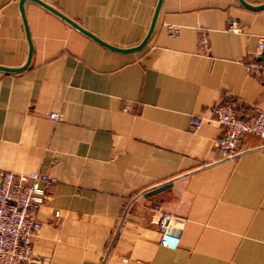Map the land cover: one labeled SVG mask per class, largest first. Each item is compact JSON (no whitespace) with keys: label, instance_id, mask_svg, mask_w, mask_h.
<instances>
[{"label":"crops","instance_id":"obj_1","mask_svg":"<svg viewBox=\"0 0 264 264\" xmlns=\"http://www.w3.org/2000/svg\"><path fill=\"white\" fill-rule=\"evenodd\" d=\"M43 1L120 48L141 40L156 2ZM17 2L0 0L7 67L27 53ZM22 11L31 52L23 69L0 70V170L52 180L30 238L35 260L19 264H264V138L245 133L221 157L210 112L224 99L239 115L264 105V79L244 69L264 61V7L160 0L145 42L122 51L33 0ZM161 212L178 235L173 248L158 243Z\"/></svg>","mask_w":264,"mask_h":264},{"label":"built area","instance_id":"obj_2","mask_svg":"<svg viewBox=\"0 0 264 264\" xmlns=\"http://www.w3.org/2000/svg\"><path fill=\"white\" fill-rule=\"evenodd\" d=\"M227 30L238 31V26L230 20ZM176 26H167V34L175 36ZM262 46V38L256 44V51ZM246 72L264 79V61L255 60L244 64ZM211 114L221 127L220 134L214 139V148L221 157L231 158L238 151L240 138L245 133H253L264 138V105L251 106L244 115L237 114L233 102L224 99L211 106ZM47 116L57 119L56 112ZM188 128L195 129L200 117L192 115L187 121ZM52 178L41 170L14 173L0 170V264H19L24 260H35L31 256V236L39 227L37 208L44 201L45 188ZM57 215V211L54 212ZM169 214L161 212L157 220L158 243L173 248L177 245L178 235L175 227L168 221Z\"/></svg>","mask_w":264,"mask_h":264},{"label":"water","instance_id":"obj_3","mask_svg":"<svg viewBox=\"0 0 264 264\" xmlns=\"http://www.w3.org/2000/svg\"><path fill=\"white\" fill-rule=\"evenodd\" d=\"M33 1L38 3L39 5L43 6L44 8L48 9L49 11L54 13L55 15L59 16L64 21H66L67 23H69L70 25H72L74 28H76L77 30L81 31L85 35L89 36L90 38H92L96 42L102 44L105 47H108V48H111V49H114V50H119V51L137 49L145 42V40L147 39V37H148V35H149V33H150L151 29H152V26H153V23H154V19H155V16H156V12L158 10L159 3H160V0H156L154 8H153V11H152V14H151V18H150V21H149V24H148V27H147L146 32L144 33L143 37L141 38V40L134 46L126 47V48H120V47H116V46L110 45V44L100 40L99 38H97L96 36H94L93 34L88 32L87 30L83 29L81 26H79L73 20H71L70 18H68L67 16H65L64 14H62L61 12H59L58 10H56L55 8H53L52 6H50L49 4L44 2L43 0H33ZM237 1L240 4H242L243 6L248 7V8H252V9H257V8H260V7H264V2L260 3V4L252 5V4H249V3L245 2L244 0H237ZM22 2H23V0H18L17 5H18V10H19V14H20V17H21L22 25H23V28H24L26 41H27L26 57H25L24 62L20 66H17V67H7V66L0 65V70H3V71H17V70L23 69L27 65L29 57H30L31 44H30V41L28 39L27 29H26V25H25V22H24V18H23ZM260 54H263V49H261ZM167 185H168V182H163V183L157 184V185H155V186H153L151 188H148V189L144 190L142 192V194L143 195H149L151 193H154V192L166 187Z\"/></svg>","mask_w":264,"mask_h":264}]
</instances>
